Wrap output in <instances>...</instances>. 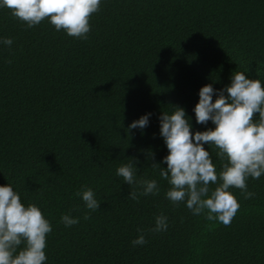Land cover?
Listing matches in <instances>:
<instances>
[{
  "label": "trees",
  "instance_id": "16d2710c",
  "mask_svg": "<svg viewBox=\"0 0 264 264\" xmlns=\"http://www.w3.org/2000/svg\"><path fill=\"white\" fill-rule=\"evenodd\" d=\"M89 23L76 39L0 8V186L51 223L45 264H264V175L248 179L252 198L230 189L240 208L224 226L172 204L151 167L168 155L163 111L182 107L193 133L214 129L196 123L201 87L223 89L235 71L264 85V0H101ZM148 113L145 129L126 132ZM133 157L137 179L159 186L138 202L128 196L142 188L116 175ZM85 185L100 202L88 220L74 196ZM64 214L79 223L66 227ZM161 214L167 231L154 233ZM141 234L147 243L133 246Z\"/></svg>",
  "mask_w": 264,
  "mask_h": 264
},
{
  "label": "clouds",
  "instance_id": "9594fccd",
  "mask_svg": "<svg viewBox=\"0 0 264 264\" xmlns=\"http://www.w3.org/2000/svg\"><path fill=\"white\" fill-rule=\"evenodd\" d=\"M100 5L101 0H0V8L10 10L11 16L28 28L47 19L56 31L84 40L91 30L89 21L100 11ZM3 43L11 46L13 40L6 38ZM173 108L172 113L163 111L159 117L160 136L168 155L151 167L159 169L160 177L170 185L165 195L172 204L186 202L194 215L206 214L207 220L230 226L240 208L230 189H239L245 199L252 198L255 194L248 191V179L258 180L264 175V85L259 79H249L245 72L235 71L230 85L223 89H214L212 84L201 87L199 102L193 109L196 123L207 125L211 121L214 129L193 133L185 110ZM150 116L148 113L133 121L126 132L145 129ZM205 144L216 150L221 163L219 172ZM148 155L154 160L150 150ZM136 163L139 161L133 157L132 162L116 169V175L131 188H142L139 193L131 190L128 196L138 202L140 196L159 194V186L154 179H137ZM210 185L216 187L212 189ZM74 196L81 198L88 210L85 220L100 208L94 191L86 185ZM60 222L71 227L79 223V218L64 214ZM167 228V217L161 214L150 231L157 233ZM51 232V223L38 206H25L11 185L0 186V264H45L47 236ZM146 243L143 234L132 241L133 246Z\"/></svg>",
  "mask_w": 264,
  "mask_h": 264
}]
</instances>
